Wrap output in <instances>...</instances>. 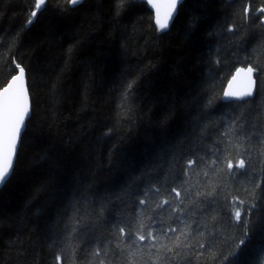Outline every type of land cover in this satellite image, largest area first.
I'll use <instances>...</instances> for the list:
<instances>
[{"label": "trees", "instance_id": "1", "mask_svg": "<svg viewBox=\"0 0 264 264\" xmlns=\"http://www.w3.org/2000/svg\"><path fill=\"white\" fill-rule=\"evenodd\" d=\"M34 5L0 0V88L20 62L33 106L0 264H264V0H187L168 31L142 0H47L26 26ZM249 64L256 96L225 102Z\"/></svg>", "mask_w": 264, "mask_h": 264}, {"label": "snow or ice", "instance_id": "2", "mask_svg": "<svg viewBox=\"0 0 264 264\" xmlns=\"http://www.w3.org/2000/svg\"><path fill=\"white\" fill-rule=\"evenodd\" d=\"M82 2L83 0H69V3L72 5H78ZM146 2L155 9V23L159 31L169 29L170 23H174L176 15H178V5L183 4V0H162V2H156V0H146ZM46 4L47 0H35L34 9L30 12L31 18L27 21L26 26L34 23L38 12L46 10ZM162 9L163 12L161 11ZM119 11L120 9L118 6L117 12L119 13ZM250 11H258L259 13L264 14V7L254 10L251 9L250 6H246L244 8L245 20L248 19V13ZM260 26L264 27V19L260 20ZM227 31L235 34L233 27H228ZM13 64L14 70L17 71V74L12 75L7 85L0 88V187L8 183L11 176L14 175V162L18 158V152L22 150V130L26 129L31 121V102L25 84L26 68L23 67L20 62L15 60H13ZM257 72L258 69L251 64L247 67L237 68L236 76H233V80H236L240 73H244L247 77V80L244 82V87L242 90L237 92H225L224 95L240 101H245L246 97H251L256 85V80L253 77ZM138 87L139 85L135 81H132L123 86V90L129 94L135 95ZM231 130L230 126L229 131ZM217 159H219V157H217ZM194 163H204V161L199 158L195 161L190 160L188 166L191 167ZM237 167L243 169L245 167V161L241 159L238 162ZM228 168H232L231 162H229ZM171 191L175 192L176 197H180V192L177 191L176 188H172ZM164 203H168V201H165ZM139 204L143 205L144 200H139ZM241 215V211L236 210L234 213L235 220L240 223L241 227H249L247 222H241ZM180 223H183V220H180ZM256 226H259V223L254 221L251 227L254 228ZM160 228L165 231L166 234L176 233L177 231L176 227H168L167 229H164L161 225ZM65 231H67V225L65 226ZM119 233L122 238H126L129 241L134 242L130 231L127 235H125L124 227H119ZM200 234L202 235L203 233L201 232ZM147 237L155 239L152 231L147 232ZM136 239L144 241L146 236L144 234H138ZM247 244V239L240 241V249L237 255L244 252ZM204 247V244L200 245L201 249H204ZM166 250L168 252L173 251L171 248H167ZM175 254L179 255V252ZM99 255V251H97V258H99Z\"/></svg>", "mask_w": 264, "mask_h": 264}, {"label": "water", "instance_id": "3", "mask_svg": "<svg viewBox=\"0 0 264 264\" xmlns=\"http://www.w3.org/2000/svg\"><path fill=\"white\" fill-rule=\"evenodd\" d=\"M86 0H83L82 3L78 4V5H71V7H77L81 4H83ZM144 2H146V0H142ZM187 0H183V4L186 2ZM156 2H162V0H156ZM147 3V2H146ZM182 4V5H183ZM148 7L150 8V10L154 13V17H155V20H156V14H155V9L152 8L151 5L147 4ZM182 5H178V14H179V10L181 8ZM163 12V9L161 10ZM178 15H176V18H177ZM175 18V20H176ZM264 19V18H263ZM175 22V21H174ZM174 23H170V27L169 29L165 30V31H168L171 29L172 25ZM233 76H236V72ZM233 76L232 78L230 79V81L228 82L227 86H226V89H225V92H237V91H240L243 89L244 87V82L247 80V77L244 73H240L239 76H237L236 80H233ZM255 80H256V74L254 75L253 77ZM230 82H231V85H230ZM25 84H26V87H27V91H28V95H29V98H30V102H31V116H32V111H33V106H32V97H31V94H30V90H29V82H28V79H27V73H26V78H25ZM224 92V93H225ZM256 92H257V80H256V85H255V89L253 91V95L251 97H246L245 100H248V99H253L255 96H256ZM223 99L225 102H232V101H236V102H242L240 100H236L235 98H231V97H226L225 95L223 96ZM26 129L22 130V138H23V135L25 133ZM19 153V152H18ZM16 162L17 160L14 162V168H15V165H16ZM7 184V183H6ZM5 184V185H6ZM4 185V186H5ZM4 186L0 187V190H2L4 188Z\"/></svg>", "mask_w": 264, "mask_h": 264}]
</instances>
